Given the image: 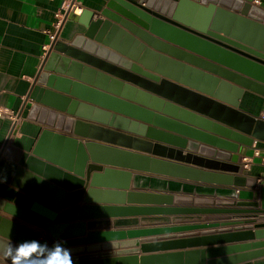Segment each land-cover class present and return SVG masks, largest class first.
I'll return each mask as SVG.
<instances>
[{
    "label": "water",
    "instance_id": "1",
    "mask_svg": "<svg viewBox=\"0 0 264 264\" xmlns=\"http://www.w3.org/2000/svg\"><path fill=\"white\" fill-rule=\"evenodd\" d=\"M254 1L109 0L98 13L84 8L78 16L66 15L28 95L29 117L46 128L33 150L22 157L16 180L26 173L25 191L34 201L23 208L0 196V211L42 228L68 247L82 242L63 240L73 231L83 233L85 224H56L64 214H54L62 208L52 204V192L76 190V195L87 197L124 194L96 187L113 178L129 183L128 188L154 179L135 171H200L144 154L166 157L180 151L130 132L169 137L183 147L201 145L131 120V115L168 119L179 126L165 115L189 120L185 122L199 127L187 126L194 133L234 153L227 157L239 173L240 155L255 139L264 140V119L239 104L245 89L264 95V7ZM233 180L256 186L255 178L241 174ZM230 203L238 208L194 211L247 219L224 224L228 228L223 231H241L252 241L241 247L255 251L236 258L264 253V190L260 201ZM40 236L39 231L0 214V250L12 242H47ZM187 236L192 234L129 242L137 245L135 249L114 244L78 247L71 249L72 258L74 264H226L230 260L209 255L212 248L141 255L146 242ZM96 237L90 234L91 239ZM0 264H9L2 254Z\"/></svg>",
    "mask_w": 264,
    "mask_h": 264
},
{
    "label": "crops",
    "instance_id": "2",
    "mask_svg": "<svg viewBox=\"0 0 264 264\" xmlns=\"http://www.w3.org/2000/svg\"><path fill=\"white\" fill-rule=\"evenodd\" d=\"M67 1L0 0V109L12 110L18 116L16 121L8 116L0 117V196L23 208H28L34 198L25 191L29 185L26 173L19 175L16 180L17 168L20 167L24 154L33 150L42 130L46 128L39 119L29 117L31 100H28V95L51 42L55 14L64 10ZM79 1L87 12L98 13L109 0ZM254 3L264 7V0L259 2L255 0ZM239 104L244 111L252 115L260 117L264 113V95L252 90H244ZM165 116L182 125H176L168 119L149 120L148 117L138 115H131L130 119L153 126L165 133L198 142L201 147L190 144L185 147L179 146L172 143L169 137H161L153 133L129 132L134 136L180 151L177 156L166 157L147 152H143L144 154L200 171L198 173L135 171L154 179L141 181L134 188H128L129 183L125 185V182L113 178L107 183H98L100 187H96L103 190L125 191L124 194H97L87 197L86 194L76 195V190H65L64 193L52 192V204L62 208V211H53L54 214L58 216L64 214L59 222H55L56 224H85L83 233L73 231L63 240L82 242L66 248L114 244L118 248L123 247L122 249H135L137 245L129 242L144 238L162 239L192 234L187 237L146 242L145 244L148 245L141 250V255L212 248L213 252L209 255L219 260L230 258L227 261L230 264H264V253L242 259L236 258L255 251L244 250L241 247L242 244L252 241L241 231H223L228 228L224 224L247 219H223L220 217L224 216L223 213L194 211L238 208L236 204L230 203L235 200L260 201L264 190V140L255 139L252 146H247L244 155H240L241 168L237 173L227 157L228 153H234L228 152L225 145L194 133L196 127L185 122L187 119L180 120L169 115ZM196 129L199 130V127ZM80 140L86 141L88 138L80 137ZM256 150L259 151V155L255 154ZM245 157L252 158L248 166H245ZM211 173L212 175H209ZM237 174L255 178L256 186H253L252 181L244 185L237 184V181L233 180V176ZM232 192H237L238 197L233 198ZM84 206L87 208H82ZM76 207L80 208L74 211ZM0 214L39 231L41 233L39 240H47L49 245L57 241L42 228L19 221L1 211ZM90 234H97L98 237L91 239ZM107 247L111 248L109 245Z\"/></svg>",
    "mask_w": 264,
    "mask_h": 264
},
{
    "label": "clouds",
    "instance_id": "3",
    "mask_svg": "<svg viewBox=\"0 0 264 264\" xmlns=\"http://www.w3.org/2000/svg\"><path fill=\"white\" fill-rule=\"evenodd\" d=\"M0 254L4 255L9 264H74L72 251L61 241L50 246L38 240L8 244Z\"/></svg>",
    "mask_w": 264,
    "mask_h": 264
},
{
    "label": "built area",
    "instance_id": "4",
    "mask_svg": "<svg viewBox=\"0 0 264 264\" xmlns=\"http://www.w3.org/2000/svg\"><path fill=\"white\" fill-rule=\"evenodd\" d=\"M256 1L259 2L260 0ZM63 9V11H58L55 14V21L52 24L53 30L51 31V39L54 37L55 33L60 29L66 15L81 14L84 7L79 0H68L67 3L64 5ZM2 116H8L13 121H16L18 119L17 113L12 110L0 109V117ZM260 117L264 119V113L261 114ZM255 154L259 155V151L256 150ZM251 161L252 158L245 157V166H248Z\"/></svg>",
    "mask_w": 264,
    "mask_h": 264
},
{
    "label": "bare ground",
    "instance_id": "5",
    "mask_svg": "<svg viewBox=\"0 0 264 264\" xmlns=\"http://www.w3.org/2000/svg\"><path fill=\"white\" fill-rule=\"evenodd\" d=\"M106 180H108V179H106Z\"/></svg>",
    "mask_w": 264,
    "mask_h": 264
}]
</instances>
